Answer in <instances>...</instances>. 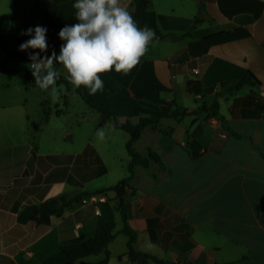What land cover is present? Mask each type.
I'll return each instance as SVG.
<instances>
[{"label":"crops","instance_id":"obj_1","mask_svg":"<svg viewBox=\"0 0 264 264\" xmlns=\"http://www.w3.org/2000/svg\"><path fill=\"white\" fill-rule=\"evenodd\" d=\"M148 1L164 37L152 39L128 73L99 74L120 85L116 92L93 95L81 86L78 95L92 120L76 116L75 127L60 126L57 136L51 117L69 113L74 86L58 89L66 107L51 110L27 53L17 46L7 57L0 48V264H42L58 244L93 235L100 209L80 200L127 176L129 133L110 118L100 122L101 113L84 98L121 114L119 124L149 117L124 115L136 105L176 114L147 124L132 145L141 163L122 190L125 222L134 233L132 257L117 196L101 193L115 224L107 264H264V9L258 18L247 13L226 18L216 0ZM73 2L43 1L32 24L47 28L49 47L42 55L59 54L58 31L77 22ZM32 4L0 0V40L8 46L21 36ZM119 4L130 11L135 3ZM53 68L62 67L53 61ZM246 71L256 81L223 92V85ZM188 81H198L201 91L190 93ZM59 195L81 197L47 223L17 220L23 210ZM102 257L90 255L75 264Z\"/></svg>","mask_w":264,"mask_h":264},{"label":"clouds","instance_id":"obj_2","mask_svg":"<svg viewBox=\"0 0 264 264\" xmlns=\"http://www.w3.org/2000/svg\"><path fill=\"white\" fill-rule=\"evenodd\" d=\"M72 7L77 22L65 24L58 31L62 41L59 54L42 55L49 45L47 28L41 25L21 31V35L29 38L19 44L18 50L27 53L28 67L40 89L47 90L55 84L58 75L53 68L55 61L64 69L65 79L71 85L87 87L94 95L104 89L99 74L131 71L146 53L154 33L138 27L119 0H74Z\"/></svg>","mask_w":264,"mask_h":264},{"label":"trees","instance_id":"obj_3","mask_svg":"<svg viewBox=\"0 0 264 264\" xmlns=\"http://www.w3.org/2000/svg\"><path fill=\"white\" fill-rule=\"evenodd\" d=\"M43 1L44 0H33L31 10L24 19L23 30L27 29L28 27H32V24L40 11ZM216 2L220 13L226 18H231L239 13H247L252 15L254 18H258L264 9V2H262L261 0H216ZM134 3L136 7L134 12H131V15L138 27H146L150 30H153V39L163 38L164 35H162L156 30V16L154 12L148 9L149 1L134 0ZM24 40L25 36L21 35L16 38L15 44L12 46H8L4 41L0 40V48L6 53V56L9 57L13 48L19 46V44L22 43ZM102 80L104 82V89L103 91H98L101 96H107L108 94L114 93L119 90L120 85L108 75H104ZM253 81H256L253 74L249 71H246L241 79L223 85V92L231 94L246 83ZM56 82H63L65 84L69 83L65 78L61 76H57ZM186 88L190 93L194 94L199 93L201 91V85L198 81H188L186 84ZM74 89L77 94L82 96L81 87H74ZM84 100L89 106L95 107L101 113L100 122L110 118L113 122L114 127L121 128L129 133V139L125 144L127 153L130 157L129 164L127 166V176L122 178L116 184L110 186L109 188L98 191L97 193L100 194L106 191L115 192V195L117 196V204L115 205V208L120 211L124 223L121 232L128 236L127 250L129 252V255L132 257L136 254L132 246L134 240V233L126 225L125 217L123 214L124 199L122 198V190L124 185L127 183L128 179L131 177L132 168L135 165L141 163L140 156L134 150L132 145L138 139L143 127H145L147 124L156 123L163 116L176 117V114L162 113L160 111L150 110L136 105L131 111L124 115L135 116L139 113H147L149 117H140L138 123L135 125H131L129 123L119 124L116 118L121 114L114 112L109 108H104L95 105L90 100H87L85 98ZM64 104L66 105L65 100ZM184 112L185 111L182 110L179 113L182 114ZM80 197L81 196L78 195L68 200H66L64 195L51 197L42 203H39L33 207L27 208L20 212L17 216V220L19 222L35 220L39 223H47L49 216H60L64 208L69 207L73 202H77ZM96 205L100 209V212L98 213L96 218V227L94 234L81 241L63 242L58 244L53 251L48 253L43 258L42 264H75V262L80 258L87 257L90 255H97L100 253L103 254V257L100 260L90 264H107L109 257L107 244L114 238L113 229L115 224L109 202L107 200L98 201ZM32 209H37V213L34 214L32 212ZM7 264L13 263L8 260Z\"/></svg>","mask_w":264,"mask_h":264},{"label":"rangeland","instance_id":"obj_4","mask_svg":"<svg viewBox=\"0 0 264 264\" xmlns=\"http://www.w3.org/2000/svg\"><path fill=\"white\" fill-rule=\"evenodd\" d=\"M60 70H62L63 72H60ZM56 72L58 74L59 73L65 74V71L63 68H58V70ZM14 78H15L16 83H22L23 82L22 79L19 78L18 76H14ZM66 86L67 85L63 82H61V83L55 82V84L50 86L49 89L44 90V93H45L44 97H45V99L48 100L49 107L51 110H55L56 108H61V109L63 108L64 109L66 107V105L64 104V97H62V96L60 97V93L58 91V89H60V91H64ZM53 89H54V91H53ZM67 102L70 103V105L68 107L69 113H66V115L51 117V120L53 122H55L53 124V126H51V127L56 128V130L54 132V136H57L58 133L60 132L59 130L57 131V128H59L60 126L61 127H65V126L75 127L72 124H73V121H75L76 116L80 117L81 115L85 114L86 118H85L84 123H89L92 120V113L87 112V110L85 108L86 104L83 103L82 98L77 94V92L75 90L72 89L70 96L67 99ZM84 127H85V125H84ZM67 129H69V128H67ZM69 130H65V131H69ZM71 135L76 136L75 132L72 129H71Z\"/></svg>","mask_w":264,"mask_h":264},{"label":"built area","instance_id":"obj_5","mask_svg":"<svg viewBox=\"0 0 264 264\" xmlns=\"http://www.w3.org/2000/svg\"><path fill=\"white\" fill-rule=\"evenodd\" d=\"M194 72H197V70H194ZM264 91V90H263ZM214 122L218 121V118L213 119ZM104 200V195L103 194H98V195H89L87 197H83L80 200V204H88V203H95L97 204L98 201H103ZM177 264H193L192 261H179Z\"/></svg>","mask_w":264,"mask_h":264},{"label":"water","instance_id":"obj_6","mask_svg":"<svg viewBox=\"0 0 264 264\" xmlns=\"http://www.w3.org/2000/svg\"><path fill=\"white\" fill-rule=\"evenodd\" d=\"M134 10H135V4L132 5L130 11H131V12H134ZM33 212H34V213H37V209H34Z\"/></svg>","mask_w":264,"mask_h":264}]
</instances>
